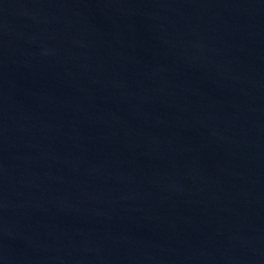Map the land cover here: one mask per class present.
<instances>
[{
    "label": "water",
    "instance_id": "1",
    "mask_svg": "<svg viewBox=\"0 0 264 264\" xmlns=\"http://www.w3.org/2000/svg\"><path fill=\"white\" fill-rule=\"evenodd\" d=\"M0 264H264V0H0Z\"/></svg>",
    "mask_w": 264,
    "mask_h": 264
}]
</instances>
